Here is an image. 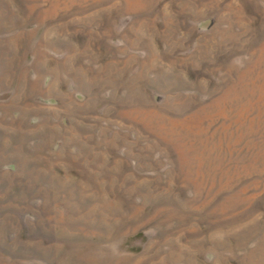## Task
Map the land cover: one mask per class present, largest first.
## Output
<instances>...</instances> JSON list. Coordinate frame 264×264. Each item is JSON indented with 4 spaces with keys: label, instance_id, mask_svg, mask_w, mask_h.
I'll return each mask as SVG.
<instances>
[{
    "label": "rangeland",
    "instance_id": "374dc122",
    "mask_svg": "<svg viewBox=\"0 0 264 264\" xmlns=\"http://www.w3.org/2000/svg\"><path fill=\"white\" fill-rule=\"evenodd\" d=\"M0 264H264V0H0Z\"/></svg>",
    "mask_w": 264,
    "mask_h": 264
}]
</instances>
